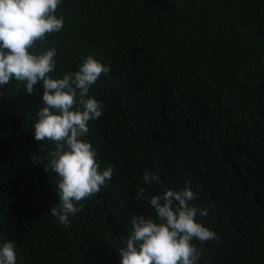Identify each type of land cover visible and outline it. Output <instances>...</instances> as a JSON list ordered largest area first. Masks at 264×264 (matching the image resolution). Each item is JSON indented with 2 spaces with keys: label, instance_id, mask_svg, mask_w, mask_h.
Masks as SVG:
<instances>
[{
  "label": "trees",
  "instance_id": "trees-1",
  "mask_svg": "<svg viewBox=\"0 0 264 264\" xmlns=\"http://www.w3.org/2000/svg\"><path fill=\"white\" fill-rule=\"evenodd\" d=\"M56 15L35 51L56 49L54 79L89 55L109 69L81 139L114 170L60 222L55 145L34 137L43 81L0 86V247L14 243L16 264H121L133 213L155 217L139 190L188 184L216 235L193 240L197 264H264V0H61Z\"/></svg>",
  "mask_w": 264,
  "mask_h": 264
},
{
  "label": "clouds",
  "instance_id": "clouds-1",
  "mask_svg": "<svg viewBox=\"0 0 264 264\" xmlns=\"http://www.w3.org/2000/svg\"><path fill=\"white\" fill-rule=\"evenodd\" d=\"M60 2L0 0V86L15 79L32 94L34 86L43 81L45 106L36 113L34 137L55 145L47 152L49 163L45 164V171L59 177V207H53L51 215L68 225L69 215L81 210L77 204L100 192L114 169L110 166L101 171L92 144L81 139L89 132L88 122L102 115L103 104L90 96V88L109 69L89 55L82 58L77 71L54 79L48 74L56 68V49L35 51L37 41L62 30L64 20L56 15ZM44 150L41 144L40 151ZM143 182L161 183L157 174L148 172L144 173ZM136 199L147 200L155 217L133 213L126 247L119 249L121 264H197L200 252L193 240L204 243L216 235L197 220L198 215H207V209L191 203L196 194L190 185L177 190L166 188L150 198L141 188ZM137 242L142 243L137 247ZM16 259L14 243H4L0 247V264H16Z\"/></svg>",
  "mask_w": 264,
  "mask_h": 264
}]
</instances>
